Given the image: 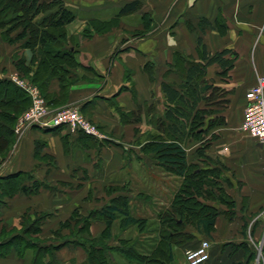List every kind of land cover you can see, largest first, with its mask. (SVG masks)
<instances>
[{
    "label": "crops",
    "instance_id": "0c3cea01",
    "mask_svg": "<svg viewBox=\"0 0 264 264\" xmlns=\"http://www.w3.org/2000/svg\"><path fill=\"white\" fill-rule=\"evenodd\" d=\"M63 1L76 12V19L65 27L69 39L65 47L76 52L80 65L69 68L71 87L64 92L60 79L53 78L46 98L18 70L16 75L7 74L2 67L0 79L37 91L49 114L79 107L98 136L67 126L46 130L34 126L20 133L15 127V147L0 161V178L30 173L42 186L35 194L21 192L5 199L0 245L6 246L24 228L30 244H7L0 264H36L40 247L54 248L52 255L44 256V264H53L52 258L58 264H89L88 252L74 241L100 239L108 225L92 220L84 232L82 221L120 196L129 199L134 218L145 220L144 228H122L126 217L119 214L104 242L112 249L124 241L141 243V252L153 251L161 239L160 216L172 210L184 177L161 166L147 145L154 136L165 137L158 122L165 121L169 105L162 84L177 89L183 85L188 62L204 63L203 45L211 56L227 52L222 62L208 66L204 77L225 97L198 103L189 125L198 111H206L200 125L208 131L203 139L186 138L182 144L188 163L215 169L225 191L209 184L206 189L214 196L200 198L220 210L207 264H264V145L240 130L246 94L264 77V0ZM132 4H137L135 10L121 13ZM3 44L7 61L10 50L18 48L17 55L32 63V50L21 43ZM227 61L233 63L229 70ZM199 90L203 97L211 93L200 84ZM153 209H158L155 216L148 213ZM38 223L37 233L32 227ZM67 223L70 226L63 227ZM185 252L184 247H175L171 264H186ZM112 254H117L119 264H131L115 250L108 252L110 259Z\"/></svg>",
    "mask_w": 264,
    "mask_h": 264
},
{
    "label": "trees",
    "instance_id": "16d2710c",
    "mask_svg": "<svg viewBox=\"0 0 264 264\" xmlns=\"http://www.w3.org/2000/svg\"><path fill=\"white\" fill-rule=\"evenodd\" d=\"M137 4L126 6L122 14H127L137 7ZM38 20V17L41 16ZM76 19V12L65 6L63 0H0V28L3 33L19 31L15 37L6 38L10 44L21 43L24 49L32 50L35 57L30 65L23 56L16 55V67L20 74L37 84L48 98L47 88L53 78H59L62 88L67 91L74 83L70 77V67H80L76 60V52L66 49L68 35L66 25ZM98 28L95 22L92 23ZM8 28V29H6ZM204 63L188 62L186 81L178 89L163 83L162 90L166 94L169 105L167 107L165 121L158 120L159 128L164 133L152 138L147 149L158 157L160 165L165 169L184 177L180 191L175 197L172 210L161 214L160 241L150 254H144L138 248L137 243L124 241L122 247L112 249L104 240L111 236L110 229L119 214L126 217L122 222V228L137 225L143 229L145 220L134 218L129 207V199L115 197L102 210L92 213L85 218L82 230L89 231L92 220H104L108 228L100 239L90 238L74 241L75 245L84 248L89 255V264H112L108 252L115 250L123 255L131 264H171L174 260L175 247H184L186 250L195 248L201 240L200 236H208L214 229L215 218L220 210L216 206L205 204L200 198L214 196L212 191L206 189L209 184L219 187L220 192H225L218 183V175L215 169L201 168L198 164H189L187 153L182 144L186 138H204L208 128L202 124V118L208 113L198 111L193 125H189L190 118L200 101L210 102L215 98H224V92L217 87L210 86L204 81L209 65L222 62L227 52L216 55H208L205 46L201 49ZM232 61L227 69L233 66ZM36 66V69L33 66ZM69 66V67H68ZM187 69V70H186ZM199 84L204 85L206 91L211 90L208 97L201 95ZM225 100L219 101L224 103ZM31 106V99L27 92L21 89L8 78L0 79V161L5 159L16 142L15 127L19 118ZM199 125V126H197ZM55 129V128H54ZM207 160L203 163L206 165ZM212 176V177H211ZM28 182H32L28 186ZM41 184L34 180L30 173H17L0 178V209L7 197L18 193L28 195L35 194L41 188ZM227 195V194H226ZM228 196V195H227ZM42 220H39L41 222ZM78 223H81L79 221ZM70 223L63 227H69ZM196 228V233L190 230ZM35 232L41 231V225L32 227ZM80 232V231H79ZM90 234V233H89ZM27 231L17 235L6 246L0 245V256L8 252L7 244L28 245L24 237ZM3 242V241H0ZM245 247L247 245H244ZM37 247V246H36ZM248 248V247H246ZM39 250L36 264H44V256L53 254L54 248H37ZM52 257V256H51ZM53 264H58L52 258ZM207 264V263H206Z\"/></svg>",
    "mask_w": 264,
    "mask_h": 264
},
{
    "label": "built area",
    "instance_id": "2783aa9c",
    "mask_svg": "<svg viewBox=\"0 0 264 264\" xmlns=\"http://www.w3.org/2000/svg\"><path fill=\"white\" fill-rule=\"evenodd\" d=\"M16 82V80H14ZM21 86L20 83L16 82ZM32 98V105L18 120L16 132L20 133L25 128L54 129L63 126L71 127L73 131H80L87 135L98 136V131L83 115L79 107H68L58 113L49 114L45 101L37 91L25 88ZM247 105L241 131L247 136L264 145V77H259L247 94ZM212 241L203 239L195 247L186 250V264H206L211 259Z\"/></svg>",
    "mask_w": 264,
    "mask_h": 264
},
{
    "label": "rangeland",
    "instance_id": "374dc122",
    "mask_svg": "<svg viewBox=\"0 0 264 264\" xmlns=\"http://www.w3.org/2000/svg\"><path fill=\"white\" fill-rule=\"evenodd\" d=\"M66 6V5H65ZM41 17H42V15L41 16H39L38 17V20H40L41 19ZM6 29H8V28H6ZM21 29L22 28H20L19 30H16V31H14L13 33L12 32H8V33H6V34H4L3 33V30L0 28V69L2 68V67H4V69L7 71L6 73L7 74H13V75H16V71H17V67H16V60H17V49L18 48H14L12 51L10 50V59L7 61L6 60V57L4 56V55H6V50H5V45L3 44V42H6L7 40H6V38H9V37H15V35L19 32V31H21ZM11 53H12V56H11ZM14 147H15V145L13 146V148L12 149H14ZM2 161V160H1ZM160 195H158V197H159ZM159 199V198H158ZM160 207V204H156L155 205V208H159ZM156 210H158V209H153V211L151 210V212H148V213H154V216H155V214H156ZM140 213H142V211H140ZM54 242H57L56 240L54 241ZM58 243H60V242H58ZM138 244V247L139 246H141L140 244L141 243H137ZM140 248V247H139ZM117 254H112V259H113V262L115 263V264H119V262L120 263H122L119 259H118V257L116 256ZM112 259H110V260H112ZM119 261V262H118ZM112 262V261H111Z\"/></svg>",
    "mask_w": 264,
    "mask_h": 264
}]
</instances>
